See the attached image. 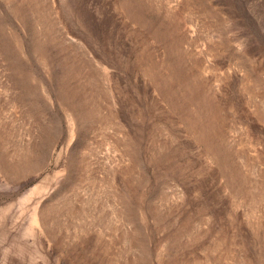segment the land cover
<instances>
[{
  "label": "rangeland",
  "instance_id": "obj_1",
  "mask_svg": "<svg viewBox=\"0 0 264 264\" xmlns=\"http://www.w3.org/2000/svg\"><path fill=\"white\" fill-rule=\"evenodd\" d=\"M0 264H264V0H0Z\"/></svg>",
  "mask_w": 264,
  "mask_h": 264
}]
</instances>
